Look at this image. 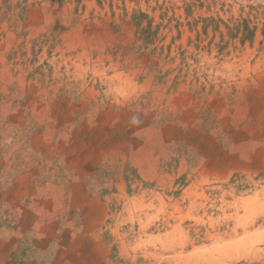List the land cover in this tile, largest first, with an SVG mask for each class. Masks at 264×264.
Segmentation results:
<instances>
[{"label": "rangeland", "instance_id": "374dc122", "mask_svg": "<svg viewBox=\"0 0 264 264\" xmlns=\"http://www.w3.org/2000/svg\"><path fill=\"white\" fill-rule=\"evenodd\" d=\"M79 151L91 155L75 166ZM24 179L64 189L66 210L44 214L60 236L86 224L73 184L108 203L105 264H147L154 251L178 264H256L264 0H0L1 250ZM39 235H16L6 264L38 261ZM88 246H69L77 264Z\"/></svg>", "mask_w": 264, "mask_h": 264}, {"label": "crops", "instance_id": "0c3cea01", "mask_svg": "<svg viewBox=\"0 0 264 264\" xmlns=\"http://www.w3.org/2000/svg\"><path fill=\"white\" fill-rule=\"evenodd\" d=\"M90 155L91 153L85 151L70 153L69 161L75 166H81V164L88 161ZM63 190L56 185L50 184L45 188L37 187L35 184H30L28 179L20 180L18 184H14L10 191V201H12L15 215H19L20 221L14 233L5 229L4 235L1 237L2 241H4V246L3 250L0 249V255L1 258L5 255L4 264L10 258L11 252L19 246L16 235L29 233L33 229L39 231L40 235L35 238L38 261H34L32 264L43 262V259L51 260L49 264H77L74 258L76 254L69 248L72 243L75 244V247L81 243L89 245L81 255L84 264L107 263V257L112 252V247L104 236V226L108 225L109 206L108 203L102 201L99 194L91 197L81 184L72 185V192L74 193L73 204L81 206L87 211L84 214L86 224L83 229L81 228L82 234L79 237L73 233V227L65 230L64 234L60 236L54 228L57 226L56 223L53 224L52 221L49 225L45 223L44 214L52 216L53 211L61 210L64 212L66 210ZM44 195L45 197L43 198L42 196ZM27 199L32 200L31 206H27ZM108 200L110 199L107 198ZM69 219L68 224L73 225L71 214ZM113 233L120 237L117 229H114ZM10 239L12 243L9 241ZM133 249L135 250V248ZM119 250L122 251L124 256L130 255L129 249L124 242L119 246ZM156 254L162 253L159 251L145 253L144 257L149 262L147 264H178L175 260L157 258ZM259 254L260 259L255 262L256 264H264V248H261ZM133 257L136 258V256Z\"/></svg>", "mask_w": 264, "mask_h": 264}, {"label": "bare ground", "instance_id": "6f19581e", "mask_svg": "<svg viewBox=\"0 0 264 264\" xmlns=\"http://www.w3.org/2000/svg\"><path fill=\"white\" fill-rule=\"evenodd\" d=\"M238 243H240V242H238ZM237 248V247H236ZM231 251H232V249H231ZM217 254V253H216ZM262 255V254H261ZM254 258V257H253ZM262 258V257H261ZM255 259V258H254ZM220 260V259H219ZM257 262V261H256Z\"/></svg>", "mask_w": 264, "mask_h": 264}]
</instances>
